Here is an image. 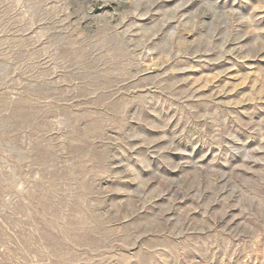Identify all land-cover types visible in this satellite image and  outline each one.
<instances>
[{
	"label": "rangeland",
	"instance_id": "1",
	"mask_svg": "<svg viewBox=\"0 0 264 264\" xmlns=\"http://www.w3.org/2000/svg\"><path fill=\"white\" fill-rule=\"evenodd\" d=\"M97 1L0 0V264H264V0Z\"/></svg>",
	"mask_w": 264,
	"mask_h": 264
},
{
	"label": "bare ground",
	"instance_id": "2",
	"mask_svg": "<svg viewBox=\"0 0 264 264\" xmlns=\"http://www.w3.org/2000/svg\"><path fill=\"white\" fill-rule=\"evenodd\" d=\"M97 6L99 8V9H97L98 11L99 10L102 11L106 8L112 7L110 3L106 4V1H104V0L97 1Z\"/></svg>",
	"mask_w": 264,
	"mask_h": 264
}]
</instances>
